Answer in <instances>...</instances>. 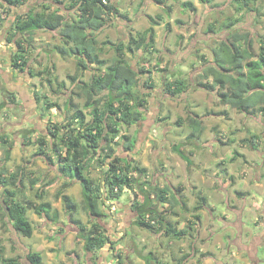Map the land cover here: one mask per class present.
Returning a JSON list of instances; mask_svg holds the SVG:
<instances>
[{"label": "crops", "instance_id": "obj_1", "mask_svg": "<svg viewBox=\"0 0 264 264\" xmlns=\"http://www.w3.org/2000/svg\"><path fill=\"white\" fill-rule=\"evenodd\" d=\"M177 1L179 4H177ZM181 1H192L195 6V10L182 6ZM111 2H113L116 10L110 17H107L106 24L98 30L87 28V32L96 37L99 48L98 52L102 59L104 58L102 57L103 51L109 50L108 48L110 47L115 50L118 45V41L111 39V34L119 31L120 39H123L120 41L124 42L126 45L132 46V50H129L126 47L124 57H134L131 62L127 60L128 63H131V65L137 70L143 69L147 71L146 77L143 76L144 74L139 75L138 82L133 86V91L135 93H145L144 89L146 88L147 81L154 84V87L152 88L153 91L147 93L150 95L149 104H151V101L153 103V101L156 100L153 96L154 90L158 89L156 79L157 74H161V85L163 87L166 83V77H169V79L173 76L184 78L187 72L195 73L198 76L212 62V51L218 45V42L227 38L231 32L239 28V25L241 24L240 20L231 29H229L227 25L231 18L240 19L242 11H244L243 9L245 8L239 0H162L161 2H159V0H111ZM42 3L43 0H26L24 4L12 7L9 14H3L4 16L6 15V17L2 22H0V122L4 121L3 127L0 126V164L4 165L5 163L7 171L4 176L9 177L12 173L16 171L18 173V171H20V173H18V187L16 188L19 189L17 200L21 203H23V201L20 199V196L23 195V188L27 182L34 184L35 191H38L40 188L43 189V187L48 189L53 188L56 182L63 179L65 180L70 178V181L73 180L75 183L78 182L77 179L71 178L70 175H63L59 170V166L61 164H59L58 161H54L57 157L53 152L54 141L56 140L55 137L50 134L49 127L53 123H63V125L69 123V118L70 116H74L75 110L70 109L69 106L71 105L67 106V101L71 98V96H73L75 103L79 104V100L82 99L81 97L76 96V94L74 95L73 92V90L78 88L77 85H79V81L72 82L68 76L77 74L80 75L82 73L81 78L90 80L95 73V67L97 66L96 64H89L88 68L84 72H81L77 66L76 55L71 53L70 55L63 56L57 49V46H64L62 39L61 42L54 44L51 41L53 37H51V39L50 37L48 38V44L43 46L45 49L42 51V53H45V55L48 56V64L38 63L36 59L32 58L30 59L29 65L24 70L14 66L13 57L18 50L15 39L18 36L12 38L11 40H9L8 37H10L15 31V20L19 15L35 11L32 9H37L36 7L41 6L40 4ZM176 5L179 6L178 11L179 9L181 10L180 16L176 15L178 12ZM57 6L60 7L59 12L68 18H72V16H76L78 13L77 10L79 4L76 3L71 5V0H63V2ZM57 6L52 4V10H54ZM228 7L235 8L231 15H227ZM252 9L253 10L251 11H253L254 14L258 13L262 20H264V0H255L252 4ZM157 15H161V18H156V23L152 22L150 17L155 18ZM112 23L120 25L121 29L119 28L115 30ZM211 26H213L214 30L209 31V27ZM108 30H111L112 32L110 33ZM151 30L154 32L153 45L151 47L147 45L139 46L138 43L142 38H144V36H151ZM44 31H48L51 36L55 34L54 32H57L60 36V29ZM107 31L110 34L107 33ZM219 31H221L220 34ZM198 36L199 40H201V45L197 44ZM133 37L137 39V43L132 41ZM36 39L37 37L35 38L34 35L33 41H36ZM261 39L262 36L259 37V44ZM250 41H252L251 37ZM157 48H160V51ZM199 48H202V50ZM252 51L255 54L253 59H257L259 50L256 53L252 48ZM55 56L57 58H55ZM70 58H74L76 61V65L73 67V72H67L68 74H65L67 76L66 79H60L57 75H55V73L56 71L64 70L62 67L64 62L62 61H67V59L70 60ZM171 59H173V61H170ZM46 68H48V89L50 88L51 96L55 95L57 97L58 95H61L65 97L63 103L54 101L57 105L49 108L48 110L45 108L46 104L44 101L38 100V89L35 90V78L40 77L38 73ZM160 69L164 70L159 71ZM89 70L92 71L91 77H84V74ZM30 71L32 73H30ZM166 72L168 74L165 76ZM49 80H52V83H50ZM64 81L66 82V86L58 88L57 83H62ZM208 81L211 82L212 77H210ZM57 90L60 91L57 92ZM197 93L212 94L211 98L206 101H208V108L214 106V109L207 111L204 116L200 115L196 109L197 103H194L192 97V105L195 104L194 107H192V113L200 115L203 121V129L201 131H194L192 126L189 124L190 128H188L184 134L183 132L180 133V130L183 129L182 124L177 125L178 127L167 126V122L165 123L164 121L165 117H168L167 113H164L165 107L168 106L167 102L166 100H162V102L158 103L160 106L162 104V106L157 109L158 111L159 109L161 110V121L159 125H163L164 135L165 137L167 136L166 139L170 138V135L177 137L178 134H180V136L177 137L179 141L175 142V145H181L180 148L183 154L188 156L191 160V165L189 166L185 156L173 149L175 152V155H173L174 159L176 161L178 160L179 163L184 161V166H179L180 172H177L178 169H175L174 174H180V177L174 179L175 182L178 180V183H175L177 185H174L171 188L178 199L177 206L181 208L182 213L193 211L194 215L193 213H186L183 216V218H189L188 223L191 224V227L189 228L188 223H181L180 221L174 223L177 229H187L190 231V234L183 238L171 236V239L173 241L192 239V242L189 244L192 254L187 253L186 255L190 258L187 256L186 258L189 259H185V261L188 260L189 264V262L195 260V257L197 256L195 247L198 243L200 244V242L197 241L200 239L199 226L202 223L201 219L204 216L209 217L206 222L212 221L214 223V227L212 226L211 228L207 226L205 231L207 232V235L205 236L208 241L203 239V241L205 240L206 252H210L211 254V256L208 255L204 259L205 264H214L216 259L218 260L217 264H262L264 260L258 256L260 252L258 247L261 246V243L259 242L264 240V113L259 110H254L251 113L240 112L230 104L221 103L214 91L211 92L210 90L197 88V92L193 95ZM49 96L50 95L48 94V97ZM87 110L88 111L84 112L87 117L90 118V111L89 109ZM232 111L239 112L243 120L242 122L246 127L239 130V139L236 136L232 137V135L229 137L231 143L237 144L234 145L236 147L233 148V150H237L235 152L240 153L239 156L243 158V161L245 162L243 167H241L239 165L240 163L238 164L237 161L230 163L225 162L226 158L230 155L225 156V154H221V152H219L220 150L225 149V153H227L229 150L227 147L230 143L224 139L226 131H229L227 130L229 127H226L225 131V125H227L226 122L228 120L233 118ZM187 116L188 115L185 116L179 112L176 115V118H186ZM142 121L143 118L137 124H140ZM208 124L213 125L211 128L213 135L210 138L208 137L209 139L207 144L209 145H206L205 148L202 149L201 145L199 146L198 144H195L194 147H189L187 149L184 147V143H180L186 137H188V139H192L193 137L200 139L203 136L206 125ZM237 127L238 126L232 127L230 124V128ZM167 128H173L172 131L174 135L172 131H166ZM61 131L62 133L64 132V130ZM211 131L207 132L211 133ZM41 137L46 138L47 144L44 149L47 150V153L49 152L53 155L54 163L51 164V166L57 169V174H54L55 177L52 178L48 177V173L46 174L45 171H43L44 173L41 176L34 173V168L37 166L35 160L37 157L42 156V154H39L40 146L38 144V139ZM35 141L37 142L35 144L38 147L37 149H34L35 154L31 160L23 165H20L19 161L15 162L16 153L20 152V144L23 143L22 146H25V144H27L26 142ZM216 145H219V147ZM208 147H212V155L207 152ZM6 149L10 151L9 159L6 162H2L1 158L4 154V150ZM197 149H202L203 153L197 152ZM124 150V152L127 153L124 156H121L127 157L130 161H133V159L131 160V158L127 156L129 151H127V149ZM24 151L26 152L27 150ZM248 153H256L258 155L257 160L250 162L246 157ZM236 155L238 154L236 153L235 156L232 157L231 155L230 157L235 160ZM43 157L44 159H47L45 155H43L42 158ZM198 157H202V159L194 162V160ZM97 170L101 171L100 169ZM186 180L188 181L187 189L185 188V185L182 184V182ZM75 183L65 181L60 187H58L55 193L56 198L60 199L58 202L50 203L47 201V198L45 199L44 197V201H40L39 204L35 203L27 210L34 222L33 225L30 221L34 228L33 235L35 231L41 230L42 238L44 239L47 237V225L48 222H50L53 225L56 224L57 229L61 230L58 232V245L63 244V241L65 242L66 239L67 242L70 240V238L66 236V233L68 232V228L66 227L67 223H64V218L61 216L63 212L66 213V211H68L65 207L62 196L69 195L71 197L72 188L76 187ZM9 187H15V185H10ZM204 187L208 188V193L202 192ZM251 187H255L262 193L261 200H259V202H252V204H250L251 207L247 210H251L252 213L255 211L256 213L259 212L254 222L256 226L261 229V233L258 235H249L248 233H245L243 229L244 223L241 222V218L244 215L246 208H244V206L242 207V203L238 200V198L245 199L246 197H252L255 201H258V198L252 196V192L249 189ZM4 189L5 187L0 188L1 198L4 195ZM194 190H197L200 193L199 199L202 196L205 200L200 199L202 206H200V203H195L193 208H190V205L187 203L188 201L186 196L188 192ZM207 194H209L208 199L206 196ZM215 195L218 196L215 198L216 200H225L226 196L230 209L234 211V214L230 212L221 218L224 219L225 225L220 227L215 222L217 221L215 220L216 209L213 208L210 203V199L214 198ZM45 203H50L51 207H45L42 209L41 206ZM119 205L121 206L122 204L119 203ZM230 209L228 208V210ZM172 213L176 216L179 215L178 211H175V209H172ZM119 214L122 215V212ZM67 215L71 217L69 211ZM192 217L196 218V220H192ZM228 217L232 220H228ZM68 222L71 224L72 220L68 219ZM184 223L187 224L185 227ZM228 225L234 227V229L230 228V232H227V229H225L226 232H224V228ZM40 226L42 228H40ZM62 230L64 231L62 232ZM129 238L132 240L131 237ZM225 240H227V242H224ZM44 241H46V239H44ZM52 242L56 241L54 240ZM0 245L5 251V245L1 242V240ZM41 245L42 247H40ZM41 245L39 248L45 249V245ZM127 246L129 245L127 244ZM116 248L118 249V246H116ZM135 250L136 247L131 248L130 246L129 248H126L125 264H133V254L135 253ZM45 251L38 250V252L42 254L43 264H46L47 257L53 256L49 249L48 253ZM118 252L119 251H116L115 254ZM93 254L94 253L92 252L88 253L86 261L87 264H118L115 261L117 258L109 260L107 259V255L104 257L105 255L100 253L99 258L96 257L97 260H94L95 256H93ZM59 255L60 254H57V256ZM203 256L206 255L204 254ZM214 256L215 258H213ZM4 257L6 258L5 254ZM74 257H76V255ZM90 258L91 260H89ZM80 259L77 258L74 260V264H84L83 259H81V261ZM146 261L147 264H175L173 259L172 262L167 263L168 261H162L152 254L147 255ZM184 262L183 264H185ZM0 264H3V262L0 261ZM16 264L20 263L16 261Z\"/></svg>", "mask_w": 264, "mask_h": 264}, {"label": "trees", "instance_id": "obj_2", "mask_svg": "<svg viewBox=\"0 0 264 264\" xmlns=\"http://www.w3.org/2000/svg\"><path fill=\"white\" fill-rule=\"evenodd\" d=\"M25 1L0 0V22L9 14L12 7L24 4ZM161 1L159 0V2ZM239 1L244 7H251L253 10V3L251 4L253 0ZM61 2L63 0H43L41 9L19 15L15 20V31L8 37L11 40L18 36L15 39L18 50L13 57V64L22 70L29 65L28 52L32 46L34 32L37 30L60 29V37L64 46H57V49L63 56L75 54L77 66L81 72H84L89 64L97 65L90 80L81 78L82 73L68 76L72 82L79 81L78 88L73 92L74 95L84 98L85 103L80 106L75 103L73 96H71L66 104L67 106L71 105L69 106L71 110H75L74 116H70L69 123L63 126L59 123H53L49 127L50 134L56 140L54 141L53 152L58 158V163L61 164L59 166L60 172L78 180L82 186V207L90 217L97 218L105 214L101 209V201L104 197L102 195L103 189L106 191V198L119 199L126 188H130L135 181L143 195V202H135V205L138 203L136 208L139 211L135 220L136 224L151 232H156L153 223L160 222L163 225L158 229L164 231L167 236L183 238L189 235V230L177 229L173 223L164 227L165 223H168L164 217L165 213L158 210L151 197V193H153L161 202L168 203L169 200H172L168 196L172 188L154 185L148 180L139 182L140 176L147 174V168L133 164L127 157L115 155L112 142L119 138L120 125L131 126L143 118L148 105L147 97L149 94L133 91V86L138 82L139 75L147 74V71L137 70L124 57L126 47L132 50V46L120 41L116 47L117 56L109 63L107 59L100 57L96 37L87 32V28L98 30L106 24L107 17H110L116 10L113 2L111 0H107V3L104 0H71V5L79 4L78 13L72 18H68L59 12L60 7L57 5ZM52 4L57 6L54 10L51 8ZM181 4L195 10L192 1H181ZM156 18L160 19L161 15H157L155 18L150 17V20L156 23ZM239 20L231 18L227 27L231 29ZM212 30H214L213 26L209 27V31ZM151 32L150 37L146 35L140 40L139 46L151 47L153 45L154 32L153 30ZM132 39L133 42L137 43L135 37ZM252 45L253 42L250 41L248 31L234 30L227 38L219 41L212 51V62L198 75L195 88L214 91L221 103L230 104L240 112L251 113L254 110H259L264 113V38L260 40L257 59H253L255 54L252 51ZM163 70L160 69L159 71ZM30 73L32 72L30 71ZM44 74L48 75V68L38 73L39 76ZM210 77H212L211 82L208 81ZM46 81L48 82V79ZM49 81L52 83V80ZM187 82L188 80L183 77L173 76L171 79L166 77L164 92L171 97L182 96L188 91ZM57 85L58 88H61L66 86V82L57 83ZM146 87L153 88L154 84L147 81ZM37 95L38 100H43L46 104V110L57 105L47 97V94L38 93ZM83 108L91 109L90 118L87 117ZM184 121H188L194 131L203 129L201 116L196 113H189L186 118L180 117L176 122L181 125ZM61 130L64 132L62 133ZM123 138L126 140L123 143L124 149H130L134 146L135 140L129 135H123ZM38 144L40 146L39 154L45 155L53 164V155L44 149L47 144L46 138H39ZM180 146L174 145L173 149L185 156ZM236 153L240 155V153ZM9 154L10 151L6 149L2 162L9 159ZM185 158L190 166V158L188 156ZM108 159L109 167L104 172L103 178L95 179L87 174V171L90 170L91 161L97 160L103 164ZM6 171L5 163L4 165L0 164V186L5 187L4 195L1 198V207L12 227L24 236L31 237L34 228L26 213L33 204L32 202L21 203L17 200L19 189L16 187H18V173L20 171L12 173L9 177L4 176ZM133 172H137L139 175L134 176ZM10 185H15V187H9ZM174 196L176 195L173 192ZM62 198L65 207L71 214V219L79 225L80 236L85 240V249L95 253L104 248L109 241L102 232L104 226L100 222H94L95 230H87L86 225H81L78 219L73 218L75 212L79 210L78 204L69 195H63ZM200 199L205 200L202 196ZM177 202L178 199L174 201L173 206ZM200 206H202V202H200ZM45 207H51V204L45 203L41 206L42 209ZM187 256L185 255L184 258ZM26 258L31 264H43L42 254L38 251H29ZM0 261L4 264H16L17 260L5 258L4 248L0 245Z\"/></svg>", "mask_w": 264, "mask_h": 264}, {"label": "rangeland", "instance_id": "obj_3", "mask_svg": "<svg viewBox=\"0 0 264 264\" xmlns=\"http://www.w3.org/2000/svg\"><path fill=\"white\" fill-rule=\"evenodd\" d=\"M254 1L255 0H253V2ZM253 2H251V4ZM177 4H179V2ZM41 7L42 6H38L36 7L37 9H32V10L36 11V10L41 9ZM178 7L179 6L176 7L177 11H178ZM234 9L235 8L233 7L232 8L228 7L227 15H231ZM243 10L244 11H242V15L240 17L241 24L239 25V28H237V30L239 32L248 31L250 33V37L252 38V42H253L252 48L257 53L259 50V45H260L259 37L262 36V38H264V20H262V18L260 17L258 13L254 14L253 11H251V7L250 8L245 7ZM180 11L181 10L179 9L176 15L180 16ZM112 24L114 25L113 27H115V30L120 28V25L118 24L115 25V23H112ZM108 31L110 33L112 32L111 30H108ZM108 31L107 33H109ZM220 32L221 31H219V34ZM54 33L55 34L51 36V34L48 33V31H44V30H37L34 32L35 38L37 37V39L36 41H33L32 46H30L31 51L28 52L29 59L33 58V59H36L38 63L48 64V61H49L48 56L45 55V53H42V51L45 49L43 48V46L48 44L49 37L50 39L51 37H53L51 41L54 44L61 42V38L59 34L57 32H54ZM34 35H33V38H34ZM111 35H112L111 39L114 41H118V43L120 40H123V39H120L119 31ZM197 44L201 45V40H199V36H198ZM108 49L109 50L103 51L102 57L106 58L108 62L111 63L114 57L117 56V50L116 49L114 50L111 47ZM157 49L159 50L160 48H157ZM199 49L202 50V48H199ZM55 58L57 57L55 56ZM133 58L134 57H127L126 59L131 62ZM74 61H75L74 58H70V60L67 59V61H62L64 62V64L62 65L64 70L56 71L57 74L55 73V75H57V77H59L60 79H63V78L66 79L67 77L66 75L68 74L67 72L69 71L73 72V67L76 65V61L75 62ZM170 61H173V59H171ZM91 72H92L91 70L87 71L84 74V77L86 78L91 77L92 75ZM167 74L168 73L166 72L165 76ZM160 75H161L160 73L157 74L156 79H157L158 89L154 90V96H153L154 99L156 100H154L153 103L151 101V104H149L150 95L147 97L148 105L146 107V112L143 115V121L140 122V124L135 123L131 126L121 124L119 127L120 129L119 138H116L114 142H112V145L115 148L116 156L117 155L124 156L127 152H124L125 150L123 147V143H125L126 140L125 138H123V135H129L130 137H132V139L135 140V144L132 148L127 149V151H129L127 156H129L131 160L133 159L132 161L133 164L147 167V174L145 176L141 175L138 181L142 182V181L148 180L154 185L156 184L161 187L170 186L171 188L172 186L177 185L175 183H178V180L175 182L174 179H177L180 177V174H177V173L174 174L175 169H178L177 172H180L179 171L180 167L184 166V163H183L184 161L179 163L178 160L176 161L173 156L175 155L174 154L175 152L173 151L172 147L175 145V142L179 141L177 137H179L180 134H178L177 137L170 135V138L166 139L167 136L165 137L164 135V127L163 125L162 126L159 125L161 121V118H160L161 110L159 109L158 111L157 109L158 107L160 108L162 104L160 106L158 103L162 102V100H166L168 106L165 107V109L164 108L163 109L165 110L164 113L165 114L167 113L168 117H165L164 121L165 123L167 122L166 123L167 126H170V127H178L177 126L178 124L176 122L178 118H176V115L179 112L185 116L188 115L189 113H192L193 112L192 107H194L196 103H197V108H196L197 112H199V114L203 116L207 113V111L213 110L214 106L208 108L209 107L208 101H206L207 99L211 98L212 94L197 93L193 95L194 93L197 92V88H195V83L198 81L197 74L192 73V72L191 73L187 72L184 78L188 80L187 82L189 85L188 91L182 96H177V97H171L164 92L165 90H163V86L161 85L162 80H161ZM143 76L146 77V74H144ZM47 77L48 75L44 74L43 76L35 78L36 80L35 90L38 89L39 93L47 94V97H48V94L50 96L51 94H50V88L48 89V82L46 81L48 79ZM151 89L152 88L146 87L144 89L145 90L144 92L146 94L150 93L153 91V89L152 90ZM145 93H142V94H145ZM50 96L48 98L49 99L51 98L50 100L53 102L58 101L59 103H63V100H65V97L61 95H58L57 97L55 95L51 97ZM192 97L195 103L194 105H192V101H191ZM79 101H80L79 105L83 106V104L85 103V99L82 98ZM87 109L88 108H83L84 111H88ZM15 114L17 115L16 112ZM232 116L233 118L231 120H228L226 122L227 125H225V131H226V127H229L227 129L229 131L228 132L226 131L225 138H224L225 141H229L230 143V145L227 147L229 148V150L227 151V153H225L226 152L225 149L220 150L219 152H221V154H225V156L232 155L233 157L236 154L235 151H237V150H233V148H235L236 146L234 145H237V144L231 143L229 137H231L232 135V137L236 136L239 139L240 138L238 134L239 130L242 128H246V127L244 123L242 122L243 120L239 112L232 111ZM0 124H1L0 126L3 127L4 121H1ZM59 124L63 126V123H59ZM230 124L232 125V127H235V126H238V127L230 128ZM182 125H183V129L180 130V133L183 132L185 134L187 129L190 128L189 122L184 121L182 122ZM212 126H213L212 124L206 125L203 136L200 139L196 137H193L192 139H188V137H186L180 143H184V147H186L187 149L189 147L190 148L194 147L195 144H198L199 146L201 145L202 149L205 148L206 145H209L207 144L208 139L212 137L213 135L211 131ZM172 129L173 128H167L166 131H172ZM206 129L207 131H211V133L207 132ZM26 143L29 145L25 144V146H22L23 143L20 144V152L16 153L17 155L15 158V162L19 161L20 165L26 164L28 161H30L31 158L35 154L34 149H37L38 147L35 144L37 143L36 141L26 142ZM216 146L219 147V145H216ZM202 149H197V152L203 153ZM24 150H27V151L25 152ZM211 151H212V147H208L207 152L212 155ZM42 156L37 157L35 160L37 166L36 168H34V173L38 176H41L44 173L43 171H45L46 174L48 173L47 174L48 177L50 178L55 177L54 174H57V169L52 167L50 161L48 159H44V157L42 158ZM230 156L227 157L229 159L226 158L225 162L230 163V162L237 161L238 164L240 163L239 165L241 167L245 165L243 158L240 157L239 155H236L235 160H233ZM4 157H5V150H4V154L2 155L1 161L4 160ZM246 157L247 159H249L250 162H252V161L257 160L258 155L256 153L255 154L248 153ZM199 159H202V157H198L197 159L194 160V162L198 161ZM57 160L58 159L56 157V160L54 161L57 162ZM90 165H91L89 167L90 170L87 171V174H89V176L95 179H99V177L103 178L104 172L109 167V159L104 161L103 164L99 163L97 160H93L90 162ZM97 169H100L101 171H98ZM133 175L138 176L139 174L137 172L135 173L133 172ZM69 179L70 178L65 179V180L63 179L59 182H56L53 188L48 189L46 187L45 188L43 187V189L40 188L38 189V191L34 190V184H30V182H27V184H25L23 188V195L20 196V199L23 201V203L32 202L33 205L35 203L39 204L40 201L42 200L44 201V197L45 199L47 198V201L50 203L58 202L60 199L56 198L55 196V193L58 187H60L61 184H63L65 181L75 183V181L73 180L70 181ZM187 182H188L187 180L182 182V184L185 185L186 189L188 188ZM75 186H76L75 188H72L71 197L78 204L79 210H78V214L77 212H75L74 214L75 216L73 218L78 219L81 225H86L87 230H91V229L95 230L93 223L100 222L104 226L103 230L102 229L100 230H102L103 234L107 236L109 240L104 248L96 251L93 254V256H95L94 260H97L96 257L99 258L100 253H101L102 255L103 254L105 255L104 257H106L107 255V259L109 260L113 258H117L115 259V261L118 264H125L126 263L125 262L126 248H129L130 246L131 248L136 247L135 253L133 254V264H147L146 257L149 254L156 256L162 261L164 260L168 261L167 263L172 262V259H173V262L175 264H183L185 259L190 258L189 256H188L189 258H183V257L187 253L192 254V251L190 250V247H189V244L192 242V239L173 241L171 239V236L165 235V233L162 230L160 231L158 229L161 225H163L160 222L153 223L154 228L156 229V232H151L136 224L135 220L137 218L133 215V212H131L130 210H127L133 207L132 205L134 202L136 201L138 203L143 202V195L141 194L139 190V185L135 181L133 182V185L130 188H126V190L124 191V193L119 199L118 198L116 199L106 198V195H105L106 191L105 189H103L102 195L104 197H102L103 200L101 201V209L104 211L105 214L102 217H97V218L90 217L89 214L84 210V208L82 207V197H83L82 186L78 182L75 183ZM0 188H2V186H0ZM249 189L252 192V196L255 198H258V201H255L252 197H246L245 199L238 198V200L242 203V207L244 206V208H246L244 215L241 218V222L244 223L243 229L245 233H248L249 235H253V234L258 235L261 233V229L257 227L254 222L259 212L256 213V211L254 210L255 212L252 213L251 210L249 211L247 210L251 207L250 204H252V202H259V200H261L262 193L259 192L255 187H251ZM202 192L208 193V188L204 187L202 189ZM0 193H1V190H0ZM199 194L200 193L197 190L188 192L186 197L188 201L187 203L190 205L189 206L190 208H193L195 203L196 204L200 203ZM168 196L172 200L171 201L169 200L168 203H164V202H161L159 199H157L153 193H151V197L154 203L157 205L158 210L165 213L164 217L166 219V222L168 223H165L164 227L168 226L169 223L174 224L178 221H180L181 223L182 222L188 223L189 218H185V217L183 218V216L186 213L192 214L193 211L182 213L181 208L177 206V204H175L176 207L173 206L174 201L177 198L176 196L173 197L172 189L170 193L168 194ZM206 196L208 199L209 194H207ZM217 197L218 196L215 195L214 198H211L210 203L212 204L213 208L216 209L215 210V215H216L215 220L217 221L215 222L220 227V226L225 225L224 219H221V218H223L225 214L230 213V212L234 214V211L230 209V205H229L228 200H226V196H225V200L224 199L216 200L215 198ZM119 203H121L122 205L120 206ZM138 203L136 205H138ZM0 207H1V196H0ZM228 208L230 210H228ZM172 209H175V211H178L179 215L177 216L174 215L172 213ZM120 212H122L123 216L119 214ZM67 214H68V211H66V213L63 212L61 216L64 218L63 219L64 223H67L66 227L68 228V232L66 233V236H68L70 240H68L67 242L66 241L67 239H66L65 242L63 241V244L58 245V241H59L57 240L59 237L58 232H60L61 230L57 229L56 224L53 225L52 223L48 222V225H47L48 226L47 227L48 236L44 238L46 239V241H44V239L42 238V233H41L42 231L38 230L37 227L36 229L38 231H35L32 237H27V236H24L21 232L16 231L12 227V225L10 224V221L5 216V211L2 208H0V240L5 245L6 249L4 251V254L6 255V258L11 259V257L12 258L14 257L17 260V262H19L20 264H31L26 258V255L29 251H38V250L45 251L46 249L45 252L48 253V249H49L53 256L47 257L46 264H74V260H76L77 258L83 259L84 264H87L86 261L88 258L87 255L89 251L85 249V240L84 238L80 236L81 232H80V228L78 227L79 225L76 222H74L71 219V217H69V215ZM26 216L30 219V221L34 225V222L29 212L26 213ZM207 218L209 217L204 216L201 219L202 223L199 226L200 239L199 241H197V242H200V244L198 243L197 246L195 247L197 251V256L195 257V260L189 262V264H201L202 262H203L202 264H205L204 259L208 255L211 256L210 252H206L205 250L206 248L205 240L203 241V239H206L205 235H207L206 234L207 232L205 231L207 229V226L212 228V226L214 227V223L212 221L206 222ZM68 219L72 220L71 224L70 222H68ZM191 219L196 220V218L194 217H192ZM228 220L231 221L232 219L228 217ZM186 225L187 224H185L184 227ZM42 227L40 226V228ZM189 227H191L190 223H188V228ZM230 228L234 229V227L228 225L227 227L224 228V232H226L225 229H227V232H230L231 231ZM63 231L64 230H62V232ZM129 237H131L132 240ZM54 240L56 242H52ZM206 240L208 241V239ZM224 242H227V240H225ZM259 243H261V246H259L258 244L259 246L258 248L260 249L258 256L264 260V240ZM41 244L45 245V249L39 248ZM127 244L129 246H127ZM116 246H118V249L116 248ZM40 247H42V245ZM116 251H119V252L115 254ZM110 252H112L114 255ZM57 254H60V255L57 256ZM204 254L206 256H203ZM75 255L76 257H74ZM213 258H215V256ZM89 260H91V258ZM217 261L218 260L216 259L214 261V264H217ZM184 263L188 264V260L185 261ZM262 264H264V261Z\"/></svg>", "mask_w": 264, "mask_h": 264}, {"label": "flooded vegetation", "instance_id": "obj_4", "mask_svg": "<svg viewBox=\"0 0 264 264\" xmlns=\"http://www.w3.org/2000/svg\"><path fill=\"white\" fill-rule=\"evenodd\" d=\"M132 206H133V207L130 208V211L133 212V215L137 218L138 215H139V211H138V209L136 208L135 202L133 203Z\"/></svg>", "mask_w": 264, "mask_h": 264}, {"label": "built area", "instance_id": "obj_5", "mask_svg": "<svg viewBox=\"0 0 264 264\" xmlns=\"http://www.w3.org/2000/svg\"><path fill=\"white\" fill-rule=\"evenodd\" d=\"M105 3H107V0H104Z\"/></svg>", "mask_w": 264, "mask_h": 264}]
</instances>
